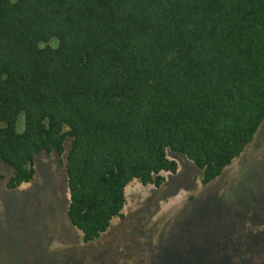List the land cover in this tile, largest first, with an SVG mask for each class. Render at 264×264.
<instances>
[{"label":"trees","instance_id":"obj_1","mask_svg":"<svg viewBox=\"0 0 264 264\" xmlns=\"http://www.w3.org/2000/svg\"><path fill=\"white\" fill-rule=\"evenodd\" d=\"M263 123L264 0H0V167L17 189L66 156L85 243L132 181L161 189L173 156L210 184Z\"/></svg>","mask_w":264,"mask_h":264},{"label":"rangeland","instance_id":"obj_2","mask_svg":"<svg viewBox=\"0 0 264 264\" xmlns=\"http://www.w3.org/2000/svg\"><path fill=\"white\" fill-rule=\"evenodd\" d=\"M172 158L178 174L164 172L161 189L132 181L124 217L91 243L67 215L66 156L39 155L35 179L17 189L2 165L0 264H264V123L210 184Z\"/></svg>","mask_w":264,"mask_h":264},{"label":"crops","instance_id":"obj_3","mask_svg":"<svg viewBox=\"0 0 264 264\" xmlns=\"http://www.w3.org/2000/svg\"><path fill=\"white\" fill-rule=\"evenodd\" d=\"M113 221V220H112Z\"/></svg>","mask_w":264,"mask_h":264}]
</instances>
